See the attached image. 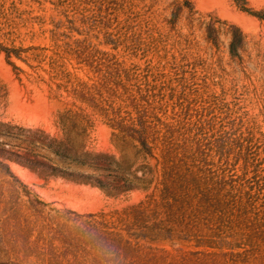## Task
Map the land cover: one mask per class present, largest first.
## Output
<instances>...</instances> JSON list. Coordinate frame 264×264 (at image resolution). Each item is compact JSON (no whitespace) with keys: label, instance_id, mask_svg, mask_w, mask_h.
Instances as JSON below:
<instances>
[{"label":"rangeland","instance_id":"obj_1","mask_svg":"<svg viewBox=\"0 0 264 264\" xmlns=\"http://www.w3.org/2000/svg\"><path fill=\"white\" fill-rule=\"evenodd\" d=\"M242 5L248 11L235 0H0V264H99L85 227L115 247V264L135 261L120 237L130 248L194 249L136 238L131 219H119L157 196L156 178L110 195L88 176L131 177L154 164L135 159L106 116L125 115L140 92L184 129L198 118L200 132L247 137L248 158L264 167V0ZM234 156L210 153L208 163L217 174Z\"/></svg>","mask_w":264,"mask_h":264},{"label":"trees","instance_id":"obj_2","mask_svg":"<svg viewBox=\"0 0 264 264\" xmlns=\"http://www.w3.org/2000/svg\"><path fill=\"white\" fill-rule=\"evenodd\" d=\"M235 1L244 9L243 0ZM239 42L230 41L231 53ZM127 105L130 110L125 115L115 109L106 113L112 135L121 145L133 146L135 159L149 157L154 164H139L131 177L88 178L110 195L147 189L156 178L157 196L147 194L123 208L119 219L123 223L131 219L136 238L191 243L194 249L177 248L173 253L137 244L130 248V242L120 237L124 256L133 252L134 264H264V167L248 158L247 137L227 130L200 132L205 125L198 118L187 122L185 129L181 119L165 121L145 93L130 97ZM76 116L71 117L73 126ZM230 152L235 154L230 167L214 173L208 163L210 153L222 162ZM238 161H242L240 173H236Z\"/></svg>","mask_w":264,"mask_h":264},{"label":"clouds","instance_id":"obj_3","mask_svg":"<svg viewBox=\"0 0 264 264\" xmlns=\"http://www.w3.org/2000/svg\"><path fill=\"white\" fill-rule=\"evenodd\" d=\"M82 231L88 235V243L98 254L99 264H115L118 259L115 247L104 236L94 234L86 227Z\"/></svg>","mask_w":264,"mask_h":264}]
</instances>
